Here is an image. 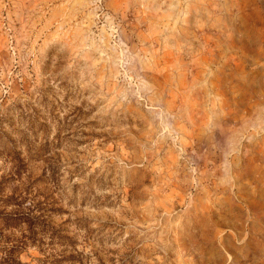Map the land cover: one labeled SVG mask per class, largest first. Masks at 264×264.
I'll list each match as a JSON object with an SVG mask.
<instances>
[{
	"label": "rangeland",
	"instance_id": "obj_1",
	"mask_svg": "<svg viewBox=\"0 0 264 264\" xmlns=\"http://www.w3.org/2000/svg\"><path fill=\"white\" fill-rule=\"evenodd\" d=\"M0 264H264V0H0Z\"/></svg>",
	"mask_w": 264,
	"mask_h": 264
}]
</instances>
